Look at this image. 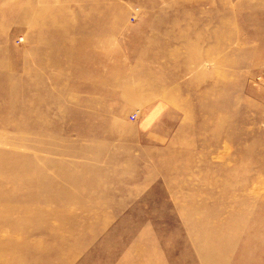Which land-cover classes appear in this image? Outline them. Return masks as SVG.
Wrapping results in <instances>:
<instances>
[{"label": "rangeland", "instance_id": "obj_1", "mask_svg": "<svg viewBox=\"0 0 264 264\" xmlns=\"http://www.w3.org/2000/svg\"><path fill=\"white\" fill-rule=\"evenodd\" d=\"M0 264H264V0H0Z\"/></svg>", "mask_w": 264, "mask_h": 264}, {"label": "crops", "instance_id": "obj_2", "mask_svg": "<svg viewBox=\"0 0 264 264\" xmlns=\"http://www.w3.org/2000/svg\"><path fill=\"white\" fill-rule=\"evenodd\" d=\"M78 55L80 56V57H78V59L83 58V60H86L88 58L86 56L87 52H84V54L78 53ZM82 55H83V57H82ZM90 58H91V60H94V63H92L91 70H90V67L88 65H85V66H82V68L80 69V71L78 73H76V76H74L73 73L70 72V77L103 75L102 73L104 71H106V68L103 66V64H105V62H103L104 59H103V56L100 55V52L99 51L92 52ZM97 87H101V86H97Z\"/></svg>", "mask_w": 264, "mask_h": 264}, {"label": "built area", "instance_id": "obj_3", "mask_svg": "<svg viewBox=\"0 0 264 264\" xmlns=\"http://www.w3.org/2000/svg\"><path fill=\"white\" fill-rule=\"evenodd\" d=\"M136 11H137V9L135 8V9H133L132 10V19H135V17H136ZM136 113H133V114H131L130 116H129V118L131 119V120H135L136 118Z\"/></svg>", "mask_w": 264, "mask_h": 264}, {"label": "bare ground", "instance_id": "obj_4", "mask_svg": "<svg viewBox=\"0 0 264 264\" xmlns=\"http://www.w3.org/2000/svg\"><path fill=\"white\" fill-rule=\"evenodd\" d=\"M227 240H228V239H227ZM227 240H226V239L223 240V239H220V238H219L218 240H216V239L210 240L209 243H210V244L217 245V244H216L217 241H220V242H219L220 244H222V243H223V244H226V243H227ZM228 242H229V240H228ZM227 244H228V243H227Z\"/></svg>", "mask_w": 264, "mask_h": 264}]
</instances>
